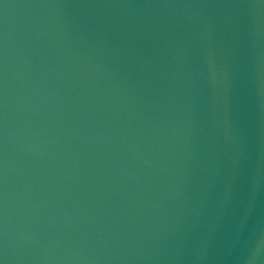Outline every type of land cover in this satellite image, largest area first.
<instances>
[{"label":"water","instance_id":"water-1","mask_svg":"<svg viewBox=\"0 0 264 264\" xmlns=\"http://www.w3.org/2000/svg\"><path fill=\"white\" fill-rule=\"evenodd\" d=\"M0 264H264V0H0Z\"/></svg>","mask_w":264,"mask_h":264}]
</instances>
